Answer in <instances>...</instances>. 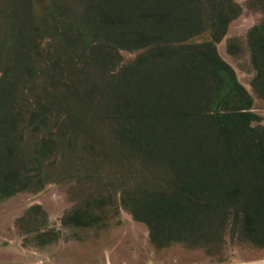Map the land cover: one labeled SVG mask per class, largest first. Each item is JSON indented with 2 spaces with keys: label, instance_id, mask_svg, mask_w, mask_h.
<instances>
[{
  "label": "trees",
  "instance_id": "trees-1",
  "mask_svg": "<svg viewBox=\"0 0 264 264\" xmlns=\"http://www.w3.org/2000/svg\"><path fill=\"white\" fill-rule=\"evenodd\" d=\"M36 1L6 0L0 202L65 181L84 189L62 226H101L121 209L159 247L209 255L228 236L264 249V0H46L40 13ZM244 9L261 14L245 47L227 36ZM222 40L233 59L249 52L250 89ZM38 210L20 217L23 231L40 229Z\"/></svg>",
  "mask_w": 264,
  "mask_h": 264
},
{
  "label": "rangeland",
  "instance_id": "rangeland-1",
  "mask_svg": "<svg viewBox=\"0 0 264 264\" xmlns=\"http://www.w3.org/2000/svg\"><path fill=\"white\" fill-rule=\"evenodd\" d=\"M45 3L46 0L36 1V13H40ZM7 8L6 0H0V34L5 40L9 38L7 27L10 28V20L6 16ZM260 19L261 14L258 11L244 9L242 14L230 23L227 36L237 38L245 47L247 28ZM51 35L50 32L43 35L40 46L43 54L52 50L48 44ZM207 39L209 35L204 33L194 37L192 41L201 42ZM216 48L221 58L234 68L238 81L250 89L249 82L253 72L247 70L249 52L245 51L242 57L233 59L226 54L225 40L217 43ZM140 52L141 50L121 51L123 62L134 59ZM23 94L27 100L32 98V92H28V96L22 93L21 97ZM19 98L16 100L21 104ZM254 110L261 116L264 125V103L257 101ZM30 131L35 134L32 126H27V135ZM50 173L58 178L60 169L57 167L55 170L53 167ZM83 189L73 183L55 182L50 179L34 194L18 192L1 201L0 264H264V249L254 247L248 242L232 243L228 236H225L224 243L209 255L201 248L189 247L183 243L173 242L159 247L150 240L148 229L121 209H112L108 219L101 226H62L61 217L80 203ZM36 205L39 210L34 218L38 221L37 224L41 225L40 229L23 231L18 220L29 208ZM25 221L26 219L21 225ZM43 227L48 232L42 233ZM53 232L54 242H48ZM40 235H46V238Z\"/></svg>",
  "mask_w": 264,
  "mask_h": 264
}]
</instances>
